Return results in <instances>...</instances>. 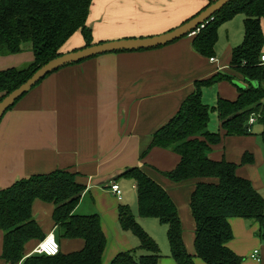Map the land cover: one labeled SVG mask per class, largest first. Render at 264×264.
Returning <instances> with one entry per match:
<instances>
[{
  "label": "crops",
  "instance_id": "obj_1",
  "mask_svg": "<svg viewBox=\"0 0 264 264\" xmlns=\"http://www.w3.org/2000/svg\"><path fill=\"white\" fill-rule=\"evenodd\" d=\"M205 5L204 0H92L87 27L93 44L155 37L181 26ZM243 20L244 16L242 39L235 47L243 40ZM261 28L264 35V23ZM191 43L192 36H187L157 49L103 55L46 77L0 122V190L34 175L67 171L85 187L75 214H97L106 235V228L114 230L113 212L118 223V206H128L124 185L128 184L129 190L136 194L133 181L118 176L137 167L166 191L178 210L182 206L186 211V203L198 181L176 184L162 175L175 169L179 156L160 148L142 155L153 134L192 94L195 82L223 72L232 75L236 85L243 86L242 78L229 69L232 49L224 59L214 56L215 61L211 62V58L195 53ZM83 45L80 33L76 32L61 51L71 53ZM32 61L31 51L0 57V71L20 68ZM237 95L235 86L224 81L203 89L202 101L215 107L218 99L234 101ZM219 126L217 119L218 128L209 125V131L217 132ZM244 154L252 156L251 164H239ZM209 158L238 165L236 175L248 180L264 199V161L255 138L222 136L221 143L211 147ZM110 183L120 187V201L108 191ZM52 212V204L39 200L32 204L34 221L43 235L47 232L44 239L55 237ZM136 220L140 223L145 219L137 216ZM230 224L233 240L229 248L242 258L241 264H264V237L256 235L259 225L239 218L231 219ZM2 237L0 231V264H10L1 258ZM41 241L28 242L24 257H29ZM59 243L62 254L78 252L84 245L81 240ZM128 248L126 243L120 242L115 247L110 243L107 254L103 253L102 264ZM254 251L259 253V263L251 259ZM162 263L161 258L159 264Z\"/></svg>",
  "mask_w": 264,
  "mask_h": 264
},
{
  "label": "trees",
  "instance_id": "obj_2",
  "mask_svg": "<svg viewBox=\"0 0 264 264\" xmlns=\"http://www.w3.org/2000/svg\"><path fill=\"white\" fill-rule=\"evenodd\" d=\"M204 1L205 7L184 23L216 0ZM91 3L92 0H0V57L24 51L33 53L31 63L0 71V101L46 63L63 55L62 47L76 32L84 42L81 49L95 45L87 27ZM239 14L244 16L243 40L231 51L229 69L242 78L243 86L237 87L234 77L223 72L195 82L192 94L183 101L177 113L153 134L148 149L142 155L144 157L153 148L168 150L178 155L180 160L174 170L162 175L176 184L198 181L189 199L194 222V256L184 247L177 208L166 191L137 167L128 168L118 176L135 184L138 217L155 219L166 227L170 257L176 264H196L195 258L203 264H241L242 258L229 248L233 240L230 220L234 218L257 223L259 230L256 235L264 237L263 197L248 180L236 175L238 165L209 158L211 147L220 144L222 136H251L254 124L261 127L257 135L264 147V66L260 64L264 46L261 28L264 0H233L205 22L203 28H199L192 36L191 44L195 53L213 59L218 28ZM224 81L236 87L237 98L234 101L218 99L215 107L205 105L202 90ZM253 82L258 86L254 87ZM213 112L220 123V131L218 129L217 132L209 131L210 114ZM251 117H255L253 124H249ZM252 162L251 155H243L241 165ZM75 178L74 174L57 170L19 180L0 190L1 258L5 262L102 264L107 242L100 217L97 214H75L85 192V187ZM36 200L53 205L52 221L58 243L60 240H81L84 245L80 251L62 254L60 247L56 256L24 257V246L28 242L44 239L32 217V204ZM117 217L120 229L132 233L139 245L134 250L116 254L109 264H159L162 256L158 245L144 232L130 208L119 205ZM137 250L146 254L136 257Z\"/></svg>",
  "mask_w": 264,
  "mask_h": 264
},
{
  "label": "rangeland",
  "instance_id": "obj_3",
  "mask_svg": "<svg viewBox=\"0 0 264 264\" xmlns=\"http://www.w3.org/2000/svg\"><path fill=\"white\" fill-rule=\"evenodd\" d=\"M242 17L243 15H235L232 19L227 21L226 23L220 25L217 31V42L214 47V56L216 58H221L224 59L225 56L228 53L229 49H233L237 43H240V39H242L241 33H242ZM234 82L236 83V80L234 78ZM231 84V83H230ZM234 86L233 84H231ZM236 88V87H235ZM211 107V105L209 106ZM213 112L210 114V127L211 125L217 127V119L218 116L217 114ZM214 114V116H212ZM259 130H261V127L258 124H254L252 127V132H251V137L255 138L256 146L259 148L260 153L263 156V161H264V147L262 145V142L260 140V137L257 135L259 133ZM237 139V138H234ZM241 163V160L239 158V164ZM264 167V165H263ZM126 187L125 192L126 195H124L126 201L128 202V207L133 210L134 216L137 218V206L135 202L136 194L133 193V191H130L129 185L126 184L124 185ZM107 191V190H106ZM109 191V189H108ZM110 192V191H109ZM128 195V197H127ZM125 200H123L124 202ZM132 201V202H131ZM177 208V207H176ZM178 212V217L180 220V225L182 229V241L184 244V247L186 251L188 252L187 248L189 249V254L191 256L194 255V250H193V239H194V224L192 221V216L189 208V201L186 203V211L183 210L182 206L177 209ZM112 217L114 219L115 224H114V230L111 228L105 230L106 232V239H107V248L105 253L107 254L108 252V245L111 243L112 247L116 246L117 244L126 243L128 248V251L134 250L138 248V240L136 239L135 236L132 235L130 232H124L120 229L119 224L117 223L116 215L113 212ZM108 219V217H107ZM139 225L142 227L144 232L158 245V248L160 250V255L162 256V261L164 263L162 264H176L174 260L170 257V250H169V245L167 242L166 238V227L164 225H161L157 220L155 219H145V220H140ZM43 233V232H42ZM258 233V231L256 232ZM47 235V232H44V236ZM186 244V246H185ZM127 251V250H126ZM146 253L143 251H136L135 256L139 257L140 255H145ZM103 259V258H102ZM105 259V258H104ZM196 260V258H195ZM198 264H201L200 261L196 260ZM106 264L110 263V259L107 258L105 261Z\"/></svg>",
  "mask_w": 264,
  "mask_h": 264
},
{
  "label": "water",
  "instance_id": "obj_4",
  "mask_svg": "<svg viewBox=\"0 0 264 264\" xmlns=\"http://www.w3.org/2000/svg\"><path fill=\"white\" fill-rule=\"evenodd\" d=\"M232 1L233 0H216L213 4L208 6L204 11L200 12L193 19L160 36L124 39L95 44L90 47L77 50L75 52L63 54L60 57L49 61L39 70H37L25 83L9 93L0 101V122L4 115L8 112V110L12 108L21 97L31 91L47 76L51 75L57 70L103 55L146 51L164 47L195 32L199 26L203 25L205 22L211 19L216 13H218ZM252 85L254 87L258 86L256 82H253ZM236 86L241 87L238 85Z\"/></svg>",
  "mask_w": 264,
  "mask_h": 264
},
{
  "label": "built area",
  "instance_id": "obj_5",
  "mask_svg": "<svg viewBox=\"0 0 264 264\" xmlns=\"http://www.w3.org/2000/svg\"><path fill=\"white\" fill-rule=\"evenodd\" d=\"M199 28H203V25L199 26L198 29L190 34V36H194L198 31ZM211 62H214V59H210ZM260 64L264 66V54L260 56ZM255 122V117H251L249 119V124H253ZM110 193L120 201L122 199V191L120 187L116 183H110L108 186ZM60 253V245L56 238L52 235L47 236L44 240L39 242L36 248L33 250L31 255H44L48 257L56 256ZM251 259L260 262L259 253L258 251H254L251 255Z\"/></svg>",
  "mask_w": 264,
  "mask_h": 264
}]
</instances>
